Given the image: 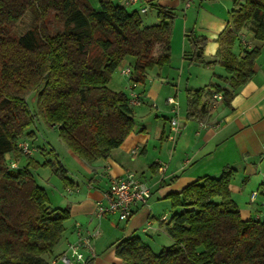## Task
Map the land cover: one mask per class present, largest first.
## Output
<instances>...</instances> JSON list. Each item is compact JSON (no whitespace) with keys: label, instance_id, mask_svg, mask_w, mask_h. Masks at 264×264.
I'll return each mask as SVG.
<instances>
[{"label":"trees","instance_id":"trees-1","mask_svg":"<svg viewBox=\"0 0 264 264\" xmlns=\"http://www.w3.org/2000/svg\"><path fill=\"white\" fill-rule=\"evenodd\" d=\"M98 4L97 10L91 0H0V264H49L46 255L62 238L70 217L68 206L49 205L45 189L32 176L30 168L40 165L34 151L27 155L18 147L33 133L26 128L40 118L56 127L81 159H106L135 125L129 95L107 86L111 74L132 57L129 78L140 85L148 70L170 61L172 9L159 6L158 22L145 26L138 10L114 0ZM27 11L33 14L32 27L14 34L13 26ZM50 13L62 24L56 32L49 26ZM245 27L264 41V0H232L215 53L226 72L216 77L227 86L186 87L187 119H202L213 107V93L229 105L254 75L260 47L239 55L233 51ZM184 35L189 62H201L206 38L193 29ZM29 94L34 109L27 103ZM6 153L25 163L11 168ZM41 165L67 180L59 161ZM234 171L226 167L218 177H199L165 196L173 210L181 211H174L166 224L172 243L159 253L131 235L115 241V255L122 264H264V218L241 216L229 188Z\"/></svg>","mask_w":264,"mask_h":264},{"label":"crops","instance_id":"crops-1","mask_svg":"<svg viewBox=\"0 0 264 264\" xmlns=\"http://www.w3.org/2000/svg\"><path fill=\"white\" fill-rule=\"evenodd\" d=\"M182 1L139 0L134 4L136 9L133 10H138L145 26L158 22L159 6L173 10L170 61L158 69L154 77L146 78L144 84L133 88L129 84L126 85L129 96L131 91L139 95V103L133 104L134 129L106 159L88 162V183L84 193L69 201V206L67 205L70 217L65 222L62 238L52 252L46 255L49 264H64L58 257L66 250L68 242L76 238V228H99L100 220L109 215L95 217V203L103 198L110 180L126 172H135L140 179L147 182L150 189L157 187L158 197L167 201L165 196L170 192L180 191L188 183L205 175L218 177L224 168L232 167L235 171L229 188L241 216L248 212L247 218H264L261 198L258 197L255 202L249 200L251 192L264 182V41L256 40L248 27L238 33L239 40L233 45V51L237 55L253 46L260 47V54L254 64V75L237 89L229 105L218 99L213 101L212 109L202 119H187L185 97L182 103L178 95L183 81L184 90L191 83L204 86L209 82H217L227 86L226 82L216 77L226 76V72L216 59L215 53L218 48L217 37L227 25L228 12L231 9L226 2L227 10L222 12V0H195V10H190L192 5L187 0L186 9L181 16H177L175 9ZM114 2L122 4V0ZM149 2H153V5ZM144 5H147V10L141 12L140 8ZM190 29H193L196 36L206 38L201 50V62H189L190 46L184 33ZM173 42L177 43L175 49L172 47ZM158 50L159 47H156V52ZM173 51L175 61L172 59ZM126 60L127 58H124L122 63H126ZM200 65L204 66L202 73L198 70ZM172 88L173 96L178 98L176 105L167 102V98L172 95L167 94V89L171 92ZM157 101H163L165 106L167 104L170 107L169 123L161 125V122L156 120L159 112H154L155 120L150 123L149 131L147 126L138 125L137 122H149L152 116L151 107H157ZM173 117H177L180 128L172 140L169 134L170 119ZM5 157L12 160L11 153H6ZM233 184L238 189L235 195L232 191ZM247 202L252 205L249 209ZM155 203L147 201L146 204L137 206L132 216L125 221L123 232L116 240L137 235L150 246V242L142 238L140 233L149 234L152 229L154 232L162 230L167 234L160 223L155 227V218L158 217L160 222L168 220L166 213L155 212ZM164 215L165 220L162 219ZM100 236L101 229L99 236L95 238L96 241L93 240L95 246ZM114 248L103 253H99L97 248L95 257L87 264H122L121 259L115 255Z\"/></svg>","mask_w":264,"mask_h":264},{"label":"rangeland","instance_id":"rangeland-1","mask_svg":"<svg viewBox=\"0 0 264 264\" xmlns=\"http://www.w3.org/2000/svg\"><path fill=\"white\" fill-rule=\"evenodd\" d=\"M186 1L187 0H183L181 4L175 9L176 13L178 14L177 16H181L183 11L186 9L185 7ZM222 1H223L222 12L227 10L226 2L228 3L229 8L231 9L232 0H222ZM196 2L197 1L195 0H188V3L192 5L190 10H195L194 4ZM91 3L97 10L100 8L98 4V0H91ZM126 7L129 11L136 9V6H134V4L126 5ZM141 16H148V14H141ZM228 16H229V12H228ZM48 19H49V26L52 32H56L62 28V24L56 18H54L53 13H50V15L48 16ZM32 25H33V14L30 11H27L21 17V19L13 26L12 32L16 35H22L25 31H27L30 27H32ZM172 28H173V25H172ZM176 45L177 43L173 42L172 47H174L175 49ZM175 57H176L175 52L173 51L172 52L173 61H175ZM122 64L123 63L121 62V64L111 74V77H110V80L107 86L114 91H121L127 94L126 85L129 84L131 86L132 82L129 78V75L123 74L121 72V69L126 68V67H129L132 69L133 64H134V59L132 57H127L126 63H124L123 65ZM161 68L155 67L153 69L148 70L146 73V78L148 79L149 77H154L158 69H161ZM198 68H200L198 70H200V72L202 73L204 66L200 65V67ZM163 71H165V69L162 70V72ZM201 73L199 77H201ZM183 85H184V81L182 82V88L179 89L178 91V95L182 103H184V97H185V91H184ZM201 86H203V84H192L191 83L189 85V87L191 88H198ZM169 88L171 87L169 86ZM167 91H168L167 94H172L171 97L177 104L178 98L173 96L174 88H172L171 92H169V89H167ZM159 101H157L158 103L157 107H154V106L151 107L152 116L150 117L149 122L148 123L147 122L146 123L137 122L138 125L142 124V125L147 126L148 130L150 131L151 130L150 123L153 122V120H155V118L153 117L154 112H159L157 114L158 116L156 120L160 121L161 125L164 123L168 125L169 117L171 115L170 107L167 104L165 106V102L163 101L159 102ZM27 103L31 109L35 108V99L33 98V94H29V96H27ZM162 103L163 105H161ZM131 105L133 106V103H131ZM147 109L149 111V107H147ZM26 131L33 132L32 135L30 136L26 135L24 139L25 141H27L28 144H30L31 147H34L33 157L40 164V165H37L36 167L30 168L32 176L34 177L37 184L45 189L50 206L52 207H65L67 205L69 206V203H70L69 201L74 200L79 195H81V193H84L85 185H87L88 183L87 182L88 181V171H87L88 162L78 157L74 153V151L71 150L60 139L56 127L48 126L40 118H38L37 120H35L34 123L29 125L26 128ZM46 161H52L55 163L56 161H59L64 166V168L67 170L66 171L67 180L63 179L60 175L55 173L53 169L51 168V166L41 165L42 163ZM19 162H20L19 163V166H20L25 163V159L22 158V160L20 159ZM151 191H152V194H151V197L148 199V202L149 201L156 202L154 204L155 212H157L158 214L166 213L167 219H168L165 222H160L158 221L159 219L158 217L155 218L154 219V222L156 223L155 227H158L157 225L160 223L163 229L165 230V226L170 221V218L172 214L174 213V211L179 212L181 211V209L179 208L177 210H173L171 208L169 199L167 201H163L162 198H159L158 197L159 194L157 193V187H153ZM232 191L234 195L238 191V189L235 187V184H233ZM247 205H248L247 209L251 208L252 206L248 202H247ZM247 213L248 212L243 213L244 218L248 217ZM99 224H100L99 229H101V236H100V239L97 241V245L96 246L94 245L95 252L97 248H98L99 253L109 252L110 250H113L115 246L114 243L116 241V238L119 237L120 233L123 232L122 227L125 226V220H119L117 216L110 214L109 216L103 217L100 220ZM92 229H95V227ZM140 234L142 238L144 237L146 240L150 242L151 249L154 251V253H159L163 247L168 246L172 243V239L169 237V235L166 234L165 231H162V230L158 232H154L151 229L149 234H145V233H140Z\"/></svg>","mask_w":264,"mask_h":264},{"label":"built area","instance_id":"built-area-1","mask_svg":"<svg viewBox=\"0 0 264 264\" xmlns=\"http://www.w3.org/2000/svg\"><path fill=\"white\" fill-rule=\"evenodd\" d=\"M139 0H122L124 5H131L138 3ZM188 5V4H187ZM147 10V5L140 8L141 12ZM125 75L131 74V68L126 67L121 69ZM134 83L130 86L133 88ZM130 102L133 104L139 103V95L135 92H130ZM213 99H221V95L213 93ZM169 104L176 105L172 97L167 98ZM171 133L170 139H174L179 132V123L177 117L170 119ZM18 147L24 154L31 155L34 148L22 140L18 143ZM10 167L15 168L17 164L10 161ZM151 196V189L145 181L140 179L135 172H126L122 176L114 177L110 180L107 190L103 193V198L96 201L94 215L101 218L104 215H115L119 220H128L135 208L139 205L147 203ZM260 197V205L264 206V182H262L256 190L252 191L249 197L251 202H255ZM166 216L162 217L165 220ZM253 218H260L253 216ZM149 226V224H148ZM100 234V229L95 228L92 230L76 228V238L68 242L66 250L58 257L64 264H87L95 257V249L93 240Z\"/></svg>","mask_w":264,"mask_h":264},{"label":"water","instance_id":"water-1","mask_svg":"<svg viewBox=\"0 0 264 264\" xmlns=\"http://www.w3.org/2000/svg\"><path fill=\"white\" fill-rule=\"evenodd\" d=\"M199 54H200V49L197 50V55H199Z\"/></svg>","mask_w":264,"mask_h":264}]
</instances>
